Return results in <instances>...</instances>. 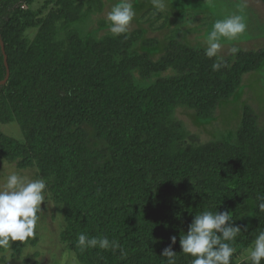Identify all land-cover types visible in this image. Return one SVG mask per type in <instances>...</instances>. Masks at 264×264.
Wrapping results in <instances>:
<instances>
[{"label":"trees","instance_id":"trees-1","mask_svg":"<svg viewBox=\"0 0 264 264\" xmlns=\"http://www.w3.org/2000/svg\"><path fill=\"white\" fill-rule=\"evenodd\" d=\"M26 2L0 0V39L9 69L8 81L0 84V117L15 120L23 133L22 143L0 135V155L22 167L35 166L47 181L64 220L61 241L80 264H165L161 253L175 236L177 264H191L193 257L182 252L179 240L194 215L231 211L234 226L241 228L233 244L235 264L264 231L259 208L264 122L244 107L233 141L210 143L207 157L182 159L177 149L182 136L171 139L169 164L156 130L181 107L210 118L219 102L232 98L242 76L264 63V50L237 51L222 58L227 66L218 71L212 65L221 57L189 47L178 30L167 37L158 60L133 50L140 31L86 43L69 38L64 44L41 30L24 50L13 39L27 17ZM169 70L172 75L156 77ZM6 75L0 47V82ZM85 127L104 146L90 149ZM248 214L253 221L246 228ZM80 233L106 236L119 248L82 251ZM26 242H11L13 253Z\"/></svg>","mask_w":264,"mask_h":264},{"label":"rangeland","instance_id":"rangeland-1","mask_svg":"<svg viewBox=\"0 0 264 264\" xmlns=\"http://www.w3.org/2000/svg\"><path fill=\"white\" fill-rule=\"evenodd\" d=\"M118 2L119 0H27L22 7L27 17L19 22L20 34L14 36L13 41L19 42L26 50L34 43L41 30L64 44L69 38H76L84 43L88 39L100 40L113 35L107 15ZM133 7L136 16L126 34L140 31L141 39L134 44L133 50L140 54L147 53L152 60H158L162 56L166 39L173 30L182 34V41L189 47L206 50L205 36L212 30L213 23L230 15L242 16L247 25L246 31L233 40L222 38L218 56H231L233 48L245 52L264 50V3L261 0H166L164 11L154 8L151 0H133ZM148 39H155L157 44L145 46L143 41ZM172 74L169 70L156 77ZM134 76L139 81L137 72H134ZM246 106L253 109L259 124H262L264 63L257 70L242 76L232 98L219 102L210 118L200 119L193 110L181 107L173 112L167 122L159 126L156 137L168 154V164L174 156L171 139L176 140L178 136H182L177 148L182 149V159L207 157L211 152L208 149L210 143L222 139L232 142ZM85 129L90 149L104 146L97 140L92 128ZM0 135L23 142L20 127L7 115L0 117ZM12 172L29 180L40 179L35 166L22 167L17 161L0 155V188L4 187ZM41 209L43 213L36 237L26 242L19 254H14L12 249L7 252L0 249V264H73L74 253L60 239L64 228L60 206L54 203L48 190L46 202L42 203ZM244 219L247 228L252 224V216L248 214ZM252 245L235 258V264L250 262L247 250ZM158 246H161L160 242ZM76 264H80L77 259Z\"/></svg>","mask_w":264,"mask_h":264},{"label":"clouds","instance_id":"clouds-1","mask_svg":"<svg viewBox=\"0 0 264 264\" xmlns=\"http://www.w3.org/2000/svg\"><path fill=\"white\" fill-rule=\"evenodd\" d=\"M154 8L159 11L166 9V0H151ZM136 16L133 0H119L107 15L110 31L114 35L128 33L131 22ZM246 23L240 15H230L213 23L212 30L205 36L207 57H218L222 38L233 40L246 31ZM235 54L238 49L231 50ZM222 58L213 63L212 68L218 71L226 67ZM47 181L44 178L29 180L16 172H12L3 188H0V249L5 252L12 249L10 242H26L35 238L41 220L42 203L46 202ZM264 211V203L259 205ZM241 233L239 226H234L231 211L215 212L205 210L194 218L188 231L180 236L181 250L193 257L191 264H231L236 252L233 246L236 237ZM171 243L163 249L161 257L165 264H177V253L173 251L176 237L170 238ZM232 242V243H229ZM78 246L87 248L117 249L119 244L105 237H91L85 233L78 235ZM251 264H262L264 261V231L256 235L253 245L247 250ZM73 264L76 259L73 257Z\"/></svg>","mask_w":264,"mask_h":264},{"label":"water","instance_id":"water-1","mask_svg":"<svg viewBox=\"0 0 264 264\" xmlns=\"http://www.w3.org/2000/svg\"><path fill=\"white\" fill-rule=\"evenodd\" d=\"M0 47H1V51H2V54H3V58H4V64L7 68V75L5 77V79L3 81L0 82V84H5L7 81H8V78H9V69H8V64H7V57L5 55V50H4V45L0 39Z\"/></svg>","mask_w":264,"mask_h":264}]
</instances>
